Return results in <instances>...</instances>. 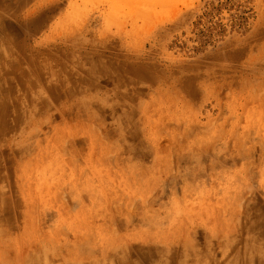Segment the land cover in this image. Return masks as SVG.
<instances>
[{
  "label": "bare ground",
  "instance_id": "6f19581e",
  "mask_svg": "<svg viewBox=\"0 0 264 264\" xmlns=\"http://www.w3.org/2000/svg\"><path fill=\"white\" fill-rule=\"evenodd\" d=\"M99 26L27 55L20 33L0 14V264H99L98 249L89 245L92 235H69L68 212L75 207L84 212L92 208L91 218L106 222L108 232L118 233L127 225L137 231L131 238L140 244L126 243L109 253L110 264H118L116 258L126 264L131 259L129 264H264V245H253L257 241L250 235L249 214L244 217L245 238L231 241L225 236L229 200L211 191L194 197L200 187L195 171L202 169L200 157L177 156L166 164L173 168L179 163L176 178L186 182L179 206L193 197L195 210L161 206L151 198L149 178L159 166L154 155L166 146L153 143L146 112L150 100L163 95L161 88L179 100V86L141 61H109L101 53L116 50L98 42ZM31 31L26 27L25 35ZM253 68L242 82L230 81L232 87L251 92L247 113L258 105L264 110V67ZM101 74L118 85L117 97L95 101L90 95L89 79ZM77 96L81 100L73 101ZM215 96L222 113L238 109L237 95L229 99L217 89ZM113 120L119 126L114 128ZM70 129L88 130L90 142ZM170 142L182 141L178 135ZM101 166L106 179L92 175ZM214 205L218 209L208 211ZM232 234L237 237L236 231ZM230 247L239 248L237 259L232 254L231 259L224 255L214 260L213 253Z\"/></svg>",
  "mask_w": 264,
  "mask_h": 264
},
{
  "label": "rangeland",
  "instance_id": "374dc122",
  "mask_svg": "<svg viewBox=\"0 0 264 264\" xmlns=\"http://www.w3.org/2000/svg\"><path fill=\"white\" fill-rule=\"evenodd\" d=\"M0 14L20 33L27 55L60 44L99 23L96 39L116 50L101 53L109 61H141L155 69V74L168 77L172 86H179V100L161 88L163 95L151 99L146 112L153 143L166 146L154 155L159 166L150 174L149 195L155 196L161 206L170 203L173 209L195 210L193 197L179 206L178 198L185 193L186 183L176 178L179 163L174 162L173 168L166 164L177 156L200 157L202 169H195L200 187L194 197H204L211 191L217 198H227L231 211L225 227V233H229L225 236L236 242L245 238L247 213L250 235L257 241L253 245H264V110L258 105L247 113L244 106L249 105L251 92L230 85L232 80L242 82L254 66L264 67V0H0ZM126 23H130L128 30ZM26 27L32 29L28 36ZM111 71L115 73L114 68ZM88 82L95 101L119 95L118 85L108 81L105 74ZM217 89H223L229 99L237 95L238 109L222 113L217 107ZM81 97L72 100L80 101ZM113 121L114 128L119 126L118 121ZM206 128V132L196 135L197 130ZM70 132L83 135L88 143L92 137L88 130ZM178 135L182 142L172 144L170 141ZM92 175L108 178L102 166ZM217 209L214 205L208 211ZM93 211L75 207L68 212L66 227L70 237L75 231L94 237L89 245L98 249L99 264H110L108 254L119 252L126 243L140 244L131 238L132 234L138 235L137 231H130L127 225L118 233L108 232L106 222L91 218ZM235 249L213 253L214 260L224 255L231 259L232 254L237 259Z\"/></svg>",
  "mask_w": 264,
  "mask_h": 264
}]
</instances>
